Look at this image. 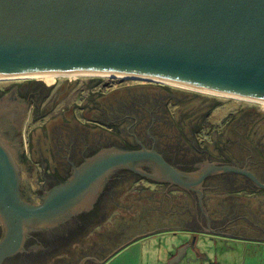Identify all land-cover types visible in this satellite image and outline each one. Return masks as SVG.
Returning a JSON list of instances; mask_svg holds the SVG:
<instances>
[{
  "label": "water",
  "instance_id": "water-1",
  "mask_svg": "<svg viewBox=\"0 0 264 264\" xmlns=\"http://www.w3.org/2000/svg\"><path fill=\"white\" fill-rule=\"evenodd\" d=\"M46 72L121 74L264 102V0H0V76ZM33 80L30 90H40L32 100L40 103L55 79ZM3 142L0 264L22 247L28 228L52 223L113 170L138 171L149 161L158 175L189 185L158 150L112 146L38 200L37 167L18 163ZM179 254L170 264H181ZM192 262L198 258L185 264Z\"/></svg>",
  "mask_w": 264,
  "mask_h": 264
},
{
  "label": "flooded vegetation",
  "instance_id": "flooded-vegetation-1",
  "mask_svg": "<svg viewBox=\"0 0 264 264\" xmlns=\"http://www.w3.org/2000/svg\"><path fill=\"white\" fill-rule=\"evenodd\" d=\"M25 82L30 86L35 80ZM26 84L16 85L15 92L0 86V138L18 163L41 162L35 190L38 200L72 179L86 160L112 146L158 150L184 173L189 185L158 175L159 167L149 161L135 165L144 173L128 167L113 170L52 223L28 228L22 247L2 264H103L136 240L149 248L148 257L155 253L165 264L177 258L179 251V257L184 256L181 264L188 258L190 262L198 258V264H249L247 255L240 253L245 251L237 249L240 243L264 241V188L256 181L264 184V116L253 121L248 118V129L239 136L233 130L237 135L233 136L213 124L201 123L200 116L190 111L184 116L186 140L171 135L179 138L178 144H173L164 135L161 122H148L137 115L116 138L98 124L100 128L93 125L88 129L93 136H88V131L81 135L73 128L61 129L57 138L46 134L48 144L44 146L36 137L39 131L29 124L23 126L25 116L29 120L47 114L32 100L39 94L38 86L25 90ZM234 119L231 113L227 120ZM210 166L227 169L210 170ZM146 180L148 185L141 183ZM123 183L133 192L124 194L129 200L123 202L124 208L132 213L138 205L140 217L122 218L117 211L122 205ZM24 187V195L34 200L33 191ZM2 231L0 223L1 236ZM166 235L164 245L153 241Z\"/></svg>",
  "mask_w": 264,
  "mask_h": 264
},
{
  "label": "rangeland",
  "instance_id": "rangeland-1",
  "mask_svg": "<svg viewBox=\"0 0 264 264\" xmlns=\"http://www.w3.org/2000/svg\"><path fill=\"white\" fill-rule=\"evenodd\" d=\"M95 78H101L103 81H94L95 83H92ZM33 79L37 78L1 79L0 86L2 88L9 87L8 91H10L13 88V85L11 84L15 83L21 85V82L23 84L25 80L33 81ZM165 85L170 87L171 90L162 87ZM30 86L28 85L27 89L30 90ZM185 92H188V94H184ZM94 100H98V103H94ZM106 101L108 102L106 103ZM137 104L148 105L146 108L149 110L153 108V111L157 114L164 113V117H162L161 120L163 126L161 127H164L166 132L165 136L170 137L169 142H172L171 135H173V133H179L175 130L177 126L174 123L177 122V119L179 118L185 122L184 116H187L190 111L193 112L197 110L199 113H202V111L209 108V111L211 112L209 120L214 125V128L221 129V132L230 135H232L231 133H234L233 130H235L238 136L248 129V118L251 117V121H253L264 116V104L254 100L235 98L227 95L220 96L202 90L199 91L154 80L152 82L143 79H123L119 76L104 77L100 75H81L75 77H57L54 84L50 87L47 94L42 97L39 103V107L41 108L40 112H45L47 114L40 117L37 116L35 119L30 118L29 120H27V115L24 126L29 124L30 128L39 131V134H37L36 137H40L41 139L39 140V143L46 146L48 144L45 143L46 134H49L48 137H51L50 134H52L54 138H57L60 136L61 129L68 128L71 130V128H73L76 132L81 131V135H84L85 133L83 131H88L89 128L96 126L95 123H98L97 121H99L98 119H95L96 107H99L100 109L107 107V118H101V120L108 123L111 121V123H113L115 122V119L119 120V118H121L120 120H123V122L119 123L118 127H124V123L127 124L129 121L134 120V118H132L134 115L137 116L138 114H141V118L145 117L146 110H143L142 113L138 114L135 110L127 111L128 108L135 107ZM53 106H55V108ZM231 113H234L235 117L232 122L227 120ZM98 116L102 117L103 114L98 113ZM224 120H227V124L222 123ZM101 125L106 128L108 133L114 131L113 128L110 127V123L107 125ZM95 128L98 129L100 127L96 126ZM90 133L91 136H93V132H89L88 136H90ZM236 134L234 133L233 136H237ZM245 140L246 139H243V141ZM176 141L179 142V138ZM32 164L37 167L36 176L38 179L39 171L41 169L39 165L41 162ZM141 183L148 185L149 182L146 180L141 181ZM121 187L122 192L120 193V196L122 199V205L117 211L121 213L122 218H128L133 214L134 218L140 217L142 212L138 205L135 204L132 213H129V211L126 210L127 208H124V204L126 203L123 202L129 201L125 198L124 194H133V192L130 191V187H128L126 183H123L120 188ZM140 219L141 218H138V220ZM167 236L169 235H166L165 237L163 236L160 241H157L158 238L155 240L153 239V241H155L156 244L160 245V243H162V245H164ZM231 243L232 242H230V244ZM237 250L246 252V254L245 252L240 253L241 255H247V263L264 264V241H260V243L257 241L240 243V248ZM154 254L155 253H152L149 257L146 255V257L150 259L148 261L149 264L166 263L164 258L158 260ZM156 255L159 256L158 254ZM223 258L226 259V257ZM204 263L205 262H201V264ZM192 264H198V262H192Z\"/></svg>",
  "mask_w": 264,
  "mask_h": 264
},
{
  "label": "trees",
  "instance_id": "trees-1",
  "mask_svg": "<svg viewBox=\"0 0 264 264\" xmlns=\"http://www.w3.org/2000/svg\"><path fill=\"white\" fill-rule=\"evenodd\" d=\"M94 81H96V82H99V81H103V80H101V78H95V79H93V82L92 83H95ZM162 87H164V88H167V89H170L171 90V88L170 87H168V86H162ZM173 90V89H172ZM179 91H181V90H179ZM184 92V91H183ZM184 94H188V92H185ZM98 100H94V103H98L97 102ZM108 101H106V103H107ZM96 105V104H95ZM137 106H139V107H137ZM137 106H135V107H130V108H128L127 109V111L129 112L130 110L131 111H133V110H135V112L138 114V113H142V111L143 110H146L147 112L145 113V119H146V121H148V122H150V121H152L153 119H156L155 120V123H157V122H161V120H162V117H164V113H155L154 111H153V108L151 109V110H149V109H147L146 108V106H148V105H141V104H137ZM98 108V109H97ZM107 108V107H106ZM106 108H102V109H100L99 107H96L95 108V119H98L99 121H97L98 123H95L96 125H98V124H111V128H113V130L114 131H112L111 132V134L113 135V138L115 137H117V136H119V134H121V133H124V132H126V130H127V127L128 126H130L131 125V123H133L134 122V120H135V115L132 117V118H134V120H131V121H129V123H124V127H118V125H119V123H121V122H123V120H120L121 118H119V120L117 119H115V122H113V123H111V121L108 123V122H105V121H103V120H101V118H103V119H106L107 118V116H106ZM123 111V110H122ZM192 112V111H191ZM98 113H101V114H103V116L101 117V116H98ZM193 113H194V115L195 116H200V117H198V120L199 121H201V123L203 122V123H205V125H210L211 124V126H212V123H211V121L209 120V116H210V114H211V112L209 111V108H207L206 110H204V111H202V113H199L197 110L196 111H193ZM138 115H141V114H138ZM142 116H143V114H142ZM113 118V117H112ZM125 118V117H124ZM109 119H110V117H109ZM126 119V118H125ZM127 120H129V119H127ZM176 126H177V128H175V130H177L179 133H174L173 134V136L174 135H176L177 136V134L178 135H180V137L182 138L183 137V139L184 140H186L185 139V133H184V128H185V126H186V124H185V122H183L182 120H181V118H179V119H177V122H175L174 123ZM156 128V127H155ZM213 128H211L209 131H211ZM165 135V134H164ZM175 137V136H174ZM174 137H171L172 138V143L173 144H178V142L176 141L177 140V138H174ZM170 139V138H169ZM174 141H176V142H174Z\"/></svg>",
  "mask_w": 264,
  "mask_h": 264
},
{
  "label": "crops",
  "instance_id": "crops-1",
  "mask_svg": "<svg viewBox=\"0 0 264 264\" xmlns=\"http://www.w3.org/2000/svg\"><path fill=\"white\" fill-rule=\"evenodd\" d=\"M148 252L147 246L143 245L140 240L131 242L126 245L125 248L108 259L103 264H149V260L146 255Z\"/></svg>",
  "mask_w": 264,
  "mask_h": 264
},
{
  "label": "bare ground",
  "instance_id": "bare-ground-1",
  "mask_svg": "<svg viewBox=\"0 0 264 264\" xmlns=\"http://www.w3.org/2000/svg\"><path fill=\"white\" fill-rule=\"evenodd\" d=\"M81 75H100V76H111V74H108V73H105V74H101V73H86V72H81V73H77V72H69V73H66V72H57V73H50V72H46L45 74H21V75H9V76H0V80L1 79H21V78H28V79H32L33 77L35 78H45V77H53L56 81L57 77L59 76H71V77H75V76H81ZM114 75V74H113ZM117 76H123L121 74H117L116 76L114 77H117ZM166 81V80H165ZM167 83H170V84H173V85H179V86H182V87H186V86H183L181 84H176V83H173V82H169V81H166ZM186 88H192V87H186ZM192 89H196V88H192ZM196 90H199V89H196ZM202 90V89H201ZM199 90V91H201ZM204 92H208V93H211V94H217V95H220V96H225L223 94H220V93H216V92H209V91H205V90H202ZM227 96H230V95H227ZM231 97H234V96H231ZM235 98H241V97H235ZM243 99H246V98H243ZM246 100H249V99H246ZM250 100H253V99H250ZM256 101V100H254ZM257 102H260V101H257ZM260 103H263L264 102H260Z\"/></svg>",
  "mask_w": 264,
  "mask_h": 264
}]
</instances>
